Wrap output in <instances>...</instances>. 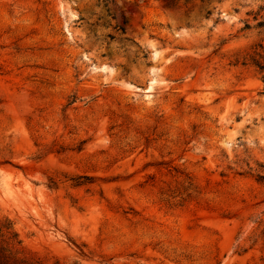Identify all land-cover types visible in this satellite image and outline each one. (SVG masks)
<instances>
[{
    "label": "rangeland",
    "instance_id": "obj_1",
    "mask_svg": "<svg viewBox=\"0 0 264 264\" xmlns=\"http://www.w3.org/2000/svg\"><path fill=\"white\" fill-rule=\"evenodd\" d=\"M263 14L0 0V264H264Z\"/></svg>",
    "mask_w": 264,
    "mask_h": 264
},
{
    "label": "trees",
    "instance_id": "obj_2",
    "mask_svg": "<svg viewBox=\"0 0 264 264\" xmlns=\"http://www.w3.org/2000/svg\"><path fill=\"white\" fill-rule=\"evenodd\" d=\"M245 27L250 28V25L246 24ZM254 27L259 28L264 31V14L260 18L257 19ZM258 48L260 50H257ZM248 60L260 73L261 80L263 82L262 89L264 91V45L262 43H259L257 44V46H255L254 50L252 51V54L249 55ZM260 178H263V177L260 176Z\"/></svg>",
    "mask_w": 264,
    "mask_h": 264
},
{
    "label": "bare ground",
    "instance_id": "obj_3",
    "mask_svg": "<svg viewBox=\"0 0 264 264\" xmlns=\"http://www.w3.org/2000/svg\"><path fill=\"white\" fill-rule=\"evenodd\" d=\"M148 89H149L148 91H150L151 88H148Z\"/></svg>",
    "mask_w": 264,
    "mask_h": 264
}]
</instances>
